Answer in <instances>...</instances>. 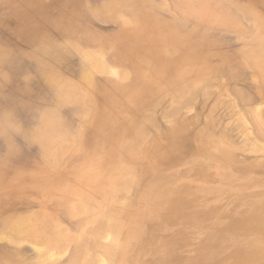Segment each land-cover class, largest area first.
Here are the masks:
<instances>
[{"label":"rangeland","instance_id":"374dc122","mask_svg":"<svg viewBox=\"0 0 264 264\" xmlns=\"http://www.w3.org/2000/svg\"><path fill=\"white\" fill-rule=\"evenodd\" d=\"M198 3L212 9L213 23L189 14L188 6ZM254 14L264 20V0H0V264H83L91 253L76 255L70 244L55 249L54 257L36 240L10 237L9 222L45 209L62 227L77 229L64 207L42 202L40 190L68 177L80 156L71 140L55 172L44 173L49 166L42 121L50 115L56 134L76 135L85 124V108L64 93L69 84L82 86L85 77L86 60L78 50L94 51L93 40L108 41L124 20L138 19L191 35L201 64L214 72L180 99L165 97L150 111L152 123L140 146H158L159 162L137 173L120 196L130 216L116 226L122 231L119 242L113 229L100 235L106 251L93 264L263 261L264 125L260 133L254 126L264 124L257 117L264 115V73L244 59V47L257 44L262 34ZM105 61L117 66L110 55ZM111 78L95 73L91 82L99 87ZM253 110L257 114L250 115ZM91 137L85 134L84 141ZM209 138L219 139L223 148L210 147ZM99 194L92 191L95 199Z\"/></svg>","mask_w":264,"mask_h":264},{"label":"bare ground","instance_id":"6f19581e","mask_svg":"<svg viewBox=\"0 0 264 264\" xmlns=\"http://www.w3.org/2000/svg\"><path fill=\"white\" fill-rule=\"evenodd\" d=\"M196 4L187 5L190 7L189 14L195 20L213 23L214 13L212 12V16L209 14L212 9L208 12L205 3H198L197 6ZM182 7L184 9V5ZM254 18L258 23L255 22L260 24L262 34L256 35L258 43H254V47H244V59L248 66L264 73L262 67L264 20L257 14H254ZM175 24H179V21ZM254 32L251 35L256 34ZM93 43L97 48L94 51L78 50L87 64L82 86L69 84L70 87L66 88L64 93L67 100H79L84 106L85 124L78 129L73 138H69L56 134L55 131L58 130L56 121L50 115H46L41 129V136L45 141L44 155L48 158L49 166L46 170L43 169L44 173L50 170L55 172L71 140L76 144L80 162L68 168V177H57L54 181L45 183L46 186L40 191L44 200L42 202L45 200L49 203L56 202L58 206L64 207L71 219L77 220V229L72 227L76 230L69 231L55 220L54 214L41 209L30 217L9 222L8 230L10 237L23 235L36 240L39 245L37 243L35 245L49 250L51 254L55 249H63L70 244L75 246L76 255L83 256L90 250L91 253L83 264H93L98 261V252L106 251L101 247L99 240L101 234L108 233L107 230L113 229L115 242H119L122 231L116 226L122 219L130 216L131 212L128 204L126 206L122 204L120 196L136 181L137 173L141 175L145 168L153 170L159 162L155 154L158 146L150 148L140 146L144 141L145 129L152 123L150 111L165 97L180 99L186 90L198 86L203 80H207L208 73L214 72V68L201 64L200 56L192 48L194 41L191 35L183 34L177 28L170 29L168 24L159 23L157 20L155 22L124 20L122 30L116 37L108 41L93 40ZM106 55H110L112 62L117 64L115 68L107 64ZM95 73L107 74L112 78L105 85L97 87L91 82ZM255 110L251 111L253 114L250 115H254ZM259 114L258 119H264V115L261 112ZM254 117L256 115L252 116ZM258 122L254 127L259 126L256 131L260 133L262 129L260 126L263 127L264 124L260 125L262 122ZM87 133L92 134L90 142L84 141ZM206 142L210 147L223 148L219 139L209 138ZM94 189L100 192L96 199L94 194L92 195ZM111 205H115L114 210L111 209ZM110 235L108 234V237ZM87 241L92 245L88 249L85 245ZM39 253L41 255L43 252ZM44 256L48 255H43V258ZM234 264H264V260L250 263L236 261Z\"/></svg>","mask_w":264,"mask_h":264}]
</instances>
